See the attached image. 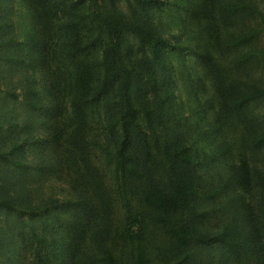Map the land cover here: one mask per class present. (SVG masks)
<instances>
[{
    "label": "trees",
    "instance_id": "16d2710c",
    "mask_svg": "<svg viewBox=\"0 0 264 264\" xmlns=\"http://www.w3.org/2000/svg\"><path fill=\"white\" fill-rule=\"evenodd\" d=\"M125 1L144 13L151 8L160 11L157 0ZM32 2L37 31L44 38L33 41L32 49L47 69L54 100L53 116L44 127L46 145L58 155L54 169L61 164L59 171L74 178L78 198L66 201L59 218L49 217L29 233L19 227L14 232L3 230L8 233L5 244H17L33 264H152L144 243L131 227L118 222L115 195L92 162L90 131L95 108H101L111 122V132L116 126L121 132L114 152L117 181L124 189L128 180L145 182L141 202L149 209L162 214L185 209L201 194L193 172L196 159L203 156L208 164L214 194L224 196L221 211L226 224L208 235L193 223L161 219L178 249L186 250L196 240L220 247L227 264H264V117L258 111L264 104V11L257 2L174 0L175 6L161 13L170 19L168 26L190 44V54L181 44L171 45L151 26L129 20L123 13H98L93 22L108 37L102 61H96L88 47L86 31L92 28L86 15L77 13L76 18L62 22L67 0ZM128 37L139 46L134 67L122 61ZM170 71L190 102V115L184 121L190 124L194 139L192 143L176 140L169 155L173 159L171 192L166 193L153 174L146 178L145 170L155 169L157 159L139 121L138 105L150 111V101L171 99L173 91L159 95L158 83V73L171 76ZM235 125L240 129L239 151L227 136ZM12 150L17 153L20 145L15 143ZM13 164L17 170L24 166ZM249 189L255 192L252 202L239 193ZM15 194L23 201L1 197L0 212L29 202L22 189ZM123 202L130 224L134 216L126 194ZM56 204L52 208H59ZM128 244L134 248L133 259L130 255L129 261L120 263L114 250Z\"/></svg>",
    "mask_w": 264,
    "mask_h": 264
},
{
    "label": "rangeland",
    "instance_id": "374dc122",
    "mask_svg": "<svg viewBox=\"0 0 264 264\" xmlns=\"http://www.w3.org/2000/svg\"><path fill=\"white\" fill-rule=\"evenodd\" d=\"M255 1L264 11V0ZM157 2L160 11L151 8L144 13L134 3L125 0H116L115 4H111L109 0H67L68 12L61 20L67 22L70 18H76L77 13L87 16L90 23L88 27L92 28L86 31L87 43L96 61H102L103 50L108 41L105 33L93 22L98 13H123L129 20H137L145 27L151 26L156 33L168 39L171 45L181 44L185 52L190 54V44L185 42L178 30L168 26L170 19L161 13L174 7V0ZM36 18L32 0H0V198L10 195L16 202L23 201L22 197L15 194V190L22 189L24 197L29 200L27 204L24 203L25 206L20 204L8 212H0V244L4 245L0 246V264H33L32 257H26L17 244H5L8 233L3 230L14 232L19 227L29 233L49 217L59 218V214L64 212L61 207L66 201L72 202L78 198L74 191V178L66 171H59L61 164L58 170L54 169V165H57L54 161L58 159V155L55 156L46 145L44 127L53 116L54 100L50 94L47 69L40 62L39 54L32 49L33 41L44 40L37 31L39 27ZM138 52L137 41L128 37L122 50V61L134 67ZM172 62L171 57L168 63ZM170 73L171 76H168L159 72L158 83L159 95L163 97L167 92L173 91L171 99L161 103H157V100L150 101V111L138 105L139 121L148 133L157 159L155 169L145 170L146 178L149 179V175L153 174L166 193L171 192L173 159L169 155L173 153L176 140L185 138L192 143L194 139L190 133V124L184 121L190 115V102L176 74L172 71ZM258 111L264 117V104ZM102 113L101 108H95L90 131L92 162L104 173L106 184L115 195L118 222L131 227L137 240L144 243L151 263L227 264L218 246L208 247L192 240L186 250L178 249L166 233L162 221L169 219L180 225L193 223L199 232L208 235L219 232L226 224L221 211L224 196L214 194L216 185H213L208 164L202 161L203 156L196 159L193 170L201 185L198 198L191 200L185 209L175 214H162L149 209L141 202L145 182L128 180L124 189L123 184L117 181L114 152L121 132L118 126L111 132V122H107ZM227 136L232 143L237 144L239 151V127H230ZM15 143L20 145L17 153L12 150ZM197 144L202 147V142L197 140ZM15 162L24 166L17 170L13 164ZM239 193L244 195L247 202H252L251 195L255 192L251 193L249 189L243 192L239 190ZM124 194L127 195L134 216L130 224L125 219ZM55 203L59 208H52ZM30 209L34 211L28 212ZM133 252V246L128 244L114 250V255L120 263H124L129 261L130 255L133 259ZM182 258L186 260L183 261Z\"/></svg>",
    "mask_w": 264,
    "mask_h": 264
}]
</instances>
